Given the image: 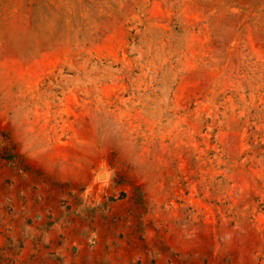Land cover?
Here are the masks:
<instances>
[{
	"label": "rangeland",
	"instance_id": "1",
	"mask_svg": "<svg viewBox=\"0 0 264 264\" xmlns=\"http://www.w3.org/2000/svg\"><path fill=\"white\" fill-rule=\"evenodd\" d=\"M0 264H264V0H0Z\"/></svg>",
	"mask_w": 264,
	"mask_h": 264
}]
</instances>
